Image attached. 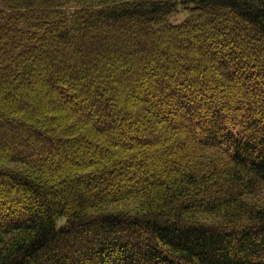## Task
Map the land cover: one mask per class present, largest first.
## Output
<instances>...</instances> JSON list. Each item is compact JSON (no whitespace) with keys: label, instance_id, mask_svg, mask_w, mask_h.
I'll return each instance as SVG.
<instances>
[{"label":"trees","instance_id":"obj_1","mask_svg":"<svg viewBox=\"0 0 264 264\" xmlns=\"http://www.w3.org/2000/svg\"><path fill=\"white\" fill-rule=\"evenodd\" d=\"M1 1L0 264H264V0Z\"/></svg>","mask_w":264,"mask_h":264},{"label":"rangeland","instance_id":"obj_2","mask_svg":"<svg viewBox=\"0 0 264 264\" xmlns=\"http://www.w3.org/2000/svg\"><path fill=\"white\" fill-rule=\"evenodd\" d=\"M1 2H2V1L0 0V10L3 8V5H2ZM183 18H184V16L182 15V16H180V17L174 18V21H175V22H179V21H181Z\"/></svg>","mask_w":264,"mask_h":264}]
</instances>
